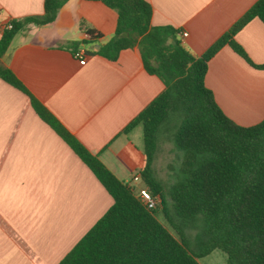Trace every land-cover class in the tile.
Wrapping results in <instances>:
<instances>
[{
	"label": "crops",
	"instance_id": "1",
	"mask_svg": "<svg viewBox=\"0 0 264 264\" xmlns=\"http://www.w3.org/2000/svg\"><path fill=\"white\" fill-rule=\"evenodd\" d=\"M154 27L185 31L178 40L203 55L258 0H145ZM45 0H0V40L13 21L41 17ZM117 13L101 2L69 0L48 25H28L0 58L23 88L122 183L145 188L143 132L125 128L165 86L144 67L138 47L117 61L100 55ZM97 39L90 41L86 34ZM209 62L206 86L242 127L264 120V23L253 19ZM78 45V46H77ZM78 47V48H77ZM86 52L80 65L74 52ZM114 200L72 148L44 122L30 97L0 78V264H59Z\"/></svg>",
	"mask_w": 264,
	"mask_h": 264
},
{
	"label": "trees",
	"instance_id": "2",
	"mask_svg": "<svg viewBox=\"0 0 264 264\" xmlns=\"http://www.w3.org/2000/svg\"><path fill=\"white\" fill-rule=\"evenodd\" d=\"M68 1L45 0L43 16L13 21V28L4 30L0 40V58L17 33L28 25L53 23ZM87 1L101 2L118 15L113 38L97 54L115 62L123 50L138 47L145 70L165 86L124 130L142 129L146 166L140 172L141 180L160 197V204L148 210L133 189L119 181L0 66V78L30 97L40 118L72 148L114 200L59 264H200L201 258L215 250L227 256L226 264H264V120L252 127L239 126L223 113L205 82L210 60L225 46L253 65L235 37L253 19L264 23V0H258L200 57L178 40L180 31L152 26V9L145 0ZM89 35L90 41L97 39ZM256 67L264 69V65ZM163 135L183 155L177 180L168 189L154 169ZM169 200L176 224L168 211ZM161 214L169 227L160 221ZM199 222L201 232L194 250L180 228H194Z\"/></svg>",
	"mask_w": 264,
	"mask_h": 264
},
{
	"label": "rangeland",
	"instance_id": "3",
	"mask_svg": "<svg viewBox=\"0 0 264 264\" xmlns=\"http://www.w3.org/2000/svg\"><path fill=\"white\" fill-rule=\"evenodd\" d=\"M159 141V149L154 161V169L156 172V176L165 183L168 189L177 180V175L179 172V167L181 165L183 155L181 152L177 151L174 148L173 144L170 142L167 136H161ZM168 211L172 221L176 224L177 220L171 207L170 200L168 204ZM159 216L160 221L164 225L169 227L170 223L167 222L165 216L163 214ZM196 225L197 226H195L194 228H180L186 235L191 248L194 250L197 249L195 242L197 235H199L201 232L200 222ZM226 260L227 256L222 251L215 250L208 256L201 258L199 262L200 264H226Z\"/></svg>",
	"mask_w": 264,
	"mask_h": 264
},
{
	"label": "built area",
	"instance_id": "4",
	"mask_svg": "<svg viewBox=\"0 0 264 264\" xmlns=\"http://www.w3.org/2000/svg\"><path fill=\"white\" fill-rule=\"evenodd\" d=\"M13 28L12 23L6 24L4 30H11ZM182 39L188 38L189 34L185 31L180 33ZM86 38L89 40L91 36L86 34ZM74 57L79 61L80 65L86 64V52L82 49H77L74 52ZM141 178L136 175L133 178V182H140ZM136 197L140 200V202L148 209V210H155L158 205L160 204V197L154 196L152 192L147 188H140L136 192Z\"/></svg>",
	"mask_w": 264,
	"mask_h": 264
}]
</instances>
